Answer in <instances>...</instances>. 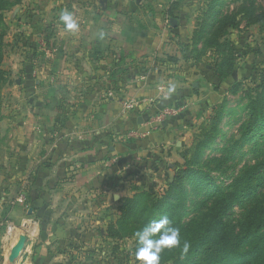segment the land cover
Masks as SVG:
<instances>
[{
	"label": "crops",
	"instance_id": "1",
	"mask_svg": "<svg viewBox=\"0 0 264 264\" xmlns=\"http://www.w3.org/2000/svg\"><path fill=\"white\" fill-rule=\"evenodd\" d=\"M54 1L26 15L14 84L23 98L11 117L2 113L6 125L0 121V208L13 214L0 221V249H10L9 256L25 233L26 264H54L64 257L56 243L89 242L96 226L104 234L111 197L125 184L120 171H131L139 149L147 154L165 145L163 130L168 136L181 128L186 112L168 116L146 137L123 139L132 130L146 132L168 107L179 113L188 107L180 101L186 85L180 81L170 92L167 69L172 56L181 57L180 49L170 48L171 36L182 33L179 17L191 0ZM62 9L79 18L77 34L59 22ZM35 17L38 24L31 22Z\"/></svg>",
	"mask_w": 264,
	"mask_h": 264
},
{
	"label": "rangeland",
	"instance_id": "2",
	"mask_svg": "<svg viewBox=\"0 0 264 264\" xmlns=\"http://www.w3.org/2000/svg\"><path fill=\"white\" fill-rule=\"evenodd\" d=\"M48 1L1 2L0 59L6 79L3 78L0 88V110L6 118L11 117L12 106L20 104L23 98L14 84L18 83L19 61L27 41L25 26L30 24V15H26L37 13L46 3L49 7L55 5L54 0ZM210 1H189L185 15L179 17L182 33L171 36L170 48L180 49L181 57L172 56L174 65L167 69L171 71L169 83L174 90L180 81L186 85V94L180 101H186L188 106L172 116L186 112L181 118L184 123L168 136L163 130L160 138L166 140L165 145L154 147L147 154L143 149L133 154L128 165L131 171H120L125 184L122 194L111 197L104 234L96 226L98 233L89 242L77 239L56 243L54 250L63 252L64 257L54 264H132L137 246L133 233L165 214L181 228L182 236L192 242L195 232L198 230V235L203 229L200 222L208 218L205 214L216 206L222 190L226 191L250 167L264 162V122L252 131L247 129L251 106L259 95L264 100V0H215L216 15L208 23L206 11ZM221 16L222 23L230 20L234 25L218 40L205 36ZM34 21L38 24L39 18L31 19ZM189 106L194 107L189 110ZM3 118L0 121L6 125ZM217 119L220 123L215 126ZM164 120L149 132L159 130ZM129 132L124 141L137 137L133 132L138 131ZM4 133L2 129L0 135ZM209 135L212 142L198 149ZM250 182L254 193L231 208L225 218L226 232L238 233L249 219H254L252 199L263 194L264 165L251 175ZM128 200L129 207L123 209ZM155 205L159 209L152 213ZM12 216L11 209L0 208V221L11 220ZM208 237L214 242L216 235H200L201 239ZM9 250L0 249V264L8 261ZM28 256L24 254L12 264H26ZM185 259L178 250L166 251L161 264H179L183 260L189 264L196 260Z\"/></svg>",
	"mask_w": 264,
	"mask_h": 264
},
{
	"label": "trees",
	"instance_id": "3",
	"mask_svg": "<svg viewBox=\"0 0 264 264\" xmlns=\"http://www.w3.org/2000/svg\"><path fill=\"white\" fill-rule=\"evenodd\" d=\"M1 2L2 0H0V5L2 4ZM215 2V0L211 1L207 8L206 17L208 23H210L216 15ZM222 20L224 19L221 16L212 26L210 32L205 36H214L215 40H218L228 28L234 25L230 20L226 23H222ZM1 39L2 35H0V40ZM1 61L2 59H0V88L4 83L2 82L4 81L3 78L6 79V74L1 68ZM1 118L2 115L0 110V120ZM262 122H264V100L261 99L259 95L253 106H251L247 127L248 131L257 128ZM218 123L220 122L217 119L215 126L218 125ZM215 131H217L216 127L214 129V132ZM210 135L200 143L198 149L212 142L213 137L211 138ZM263 165L264 162L253 165L250 169L233 180L227 188V192L225 189L222 190V195L215 203L216 206L205 214L206 216L208 215V218L200 222L203 223V229L200 228V233L198 235L197 230L192 237V247L185 261L196 258V260L189 264H264V191L263 194L261 193L252 199L256 210L253 215L254 219H249L245 228L241 229L238 233H229L225 230V223L227 224L225 218L229 215L231 208L238 203L241 198L247 195L251 196L254 193L252 192L253 187L250 182V177L257 168ZM130 201L131 200H128L123 209L129 207ZM158 206L159 205H155L152 213L159 209ZM202 232L207 236H212V233H215L216 238L214 242L211 241L209 237L207 239H201L200 235ZM183 261H180L179 264H184Z\"/></svg>",
	"mask_w": 264,
	"mask_h": 264
},
{
	"label": "clouds",
	"instance_id": "4",
	"mask_svg": "<svg viewBox=\"0 0 264 264\" xmlns=\"http://www.w3.org/2000/svg\"><path fill=\"white\" fill-rule=\"evenodd\" d=\"M58 16L66 32L75 35L80 31L79 18L72 11L62 9ZM104 36L101 31L99 38ZM169 91H174V86ZM133 237L137 246L132 264H161L163 254L173 250H178L183 258L188 256L192 247L191 242L182 236L181 228L166 214L145 223L133 233Z\"/></svg>",
	"mask_w": 264,
	"mask_h": 264
},
{
	"label": "water",
	"instance_id": "5",
	"mask_svg": "<svg viewBox=\"0 0 264 264\" xmlns=\"http://www.w3.org/2000/svg\"><path fill=\"white\" fill-rule=\"evenodd\" d=\"M171 23L173 26H177V19L172 18ZM27 241L28 238L25 233L19 235L17 242L11 248L10 254L8 256V261L11 264L15 263L17 260L21 259L24 256L27 247Z\"/></svg>",
	"mask_w": 264,
	"mask_h": 264
},
{
	"label": "built area",
	"instance_id": "6",
	"mask_svg": "<svg viewBox=\"0 0 264 264\" xmlns=\"http://www.w3.org/2000/svg\"><path fill=\"white\" fill-rule=\"evenodd\" d=\"M127 108H131L132 107V104L131 103H128L126 104ZM179 113V107H168L166 109H164L160 114L159 116H155L154 119L151 121L150 123V127L147 128L146 132L145 131H138L137 133L136 132H133L134 135H137V136H140V137H146L150 132L149 130L152 129L153 127H156L159 123H160V120H164L166 117L168 116H172V115H176ZM20 202H23L24 199L23 197H21L19 199Z\"/></svg>",
	"mask_w": 264,
	"mask_h": 264
}]
</instances>
